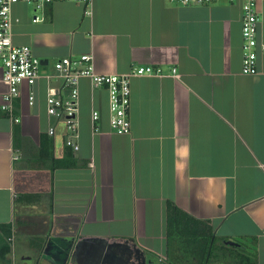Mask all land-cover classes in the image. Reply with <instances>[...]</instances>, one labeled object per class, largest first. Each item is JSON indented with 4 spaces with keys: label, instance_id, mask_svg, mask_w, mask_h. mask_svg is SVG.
Wrapping results in <instances>:
<instances>
[{
    "label": "crops",
    "instance_id": "0c3cea01",
    "mask_svg": "<svg viewBox=\"0 0 264 264\" xmlns=\"http://www.w3.org/2000/svg\"><path fill=\"white\" fill-rule=\"evenodd\" d=\"M243 1L12 7L14 44L31 46L43 65L36 84L22 86L15 100L20 121L13 122L1 109L8 86L0 58V223L11 222L14 233L0 264H120L127 259L119 250L127 247L177 254L167 244L169 201L210 220L218 237L255 238L264 264V54L256 75L242 73ZM258 10L264 43V0ZM85 53L99 73L151 65L163 75L131 78L132 127L123 135L111 130L107 90L80 79V149L73 152L64 122L48 115L47 98L68 94L55 62ZM93 110L101 115L96 123ZM16 127L29 141L17 149ZM42 139L54 140L58 158L72 151L77 166L35 163ZM21 194L38 200L23 202ZM106 251L112 261L105 263L98 254Z\"/></svg>",
    "mask_w": 264,
    "mask_h": 264
},
{
    "label": "built area",
    "instance_id": "2783aa9c",
    "mask_svg": "<svg viewBox=\"0 0 264 264\" xmlns=\"http://www.w3.org/2000/svg\"><path fill=\"white\" fill-rule=\"evenodd\" d=\"M93 0H0V58L3 64V81L8 86L1 109L13 122H19L15 113V100L20 97L24 84L34 86L40 77L43 65L28 45H16L12 38L13 18L12 7L20 2L35 3L38 6L58 2H74L89 6ZM181 5L211 4L218 0H171ZM237 1V0H230ZM242 38L243 57L242 73L256 75L259 71V55L264 54V43L259 42V10L258 0H244L242 5ZM37 20V18H36ZM55 72L63 80V86L68 90L66 97L50 94L47 98L48 115L57 122H64L68 137L67 147L73 152L80 149L79 145V81L88 78L95 88L107 90L109 94L110 127L116 134L131 132L130 108L132 104L131 78L136 75L162 76L161 69L151 65L139 66L128 73H99L94 68L92 54H81L78 57L66 56L54 64ZM176 70H173V74ZM50 77L49 75L47 76ZM34 99V94L30 100ZM100 112L93 110V123L100 120ZM49 134H56V126L49 128ZM18 157H16L17 159Z\"/></svg>",
    "mask_w": 264,
    "mask_h": 264
},
{
    "label": "trees",
    "instance_id": "16d2710c",
    "mask_svg": "<svg viewBox=\"0 0 264 264\" xmlns=\"http://www.w3.org/2000/svg\"><path fill=\"white\" fill-rule=\"evenodd\" d=\"M14 147H21L24 141L19 128H14ZM68 148V147H67ZM54 140H41L38 153L32 158L35 163H41L51 169L73 168L77 160L72 151H65L60 158L55 156ZM34 163V162H33ZM19 200L27 203L37 202L38 195L21 194ZM51 207V204H50ZM12 223H0V261H7L6 255L13 248ZM167 244L169 248L177 249V253L190 257L194 264H258L257 240L243 238L235 240L218 237L210 220L198 219L169 201L167 204ZM249 241L246 243L245 241ZM232 243H228V242ZM232 248V249H231Z\"/></svg>",
    "mask_w": 264,
    "mask_h": 264
},
{
    "label": "flooded vegetation",
    "instance_id": "af4514ba",
    "mask_svg": "<svg viewBox=\"0 0 264 264\" xmlns=\"http://www.w3.org/2000/svg\"><path fill=\"white\" fill-rule=\"evenodd\" d=\"M113 251L115 254L117 253L115 250ZM119 252L127 259L125 263L121 262L120 264H194L190 257L188 258L180 253L175 254L174 252H168L166 256H157L139 248L130 249L129 247L125 248V250H119ZM65 256L66 253L62 255V259H64ZM102 256H104L105 260L108 257L112 261L111 253L108 251L102 252Z\"/></svg>",
    "mask_w": 264,
    "mask_h": 264
},
{
    "label": "rangeland",
    "instance_id": "374dc122",
    "mask_svg": "<svg viewBox=\"0 0 264 264\" xmlns=\"http://www.w3.org/2000/svg\"><path fill=\"white\" fill-rule=\"evenodd\" d=\"M0 217H3L4 216V214H5V212H6V206H5V203H2L1 205H0ZM103 241H107V240H103ZM232 249V248H231ZM21 254H24V253H22V252H20ZM98 255H100V257L102 256V252L100 253V254H98ZM104 260H105V258H104ZM15 264H17L16 263V261L14 262ZM12 264H13V262H12ZM213 264H223V263H220V262H215V263H213Z\"/></svg>",
    "mask_w": 264,
    "mask_h": 264
},
{
    "label": "water",
    "instance_id": "95a60500",
    "mask_svg": "<svg viewBox=\"0 0 264 264\" xmlns=\"http://www.w3.org/2000/svg\"><path fill=\"white\" fill-rule=\"evenodd\" d=\"M56 142L58 145H61L62 144V138H57ZM228 243H232V242L229 241Z\"/></svg>",
    "mask_w": 264,
    "mask_h": 264
}]
</instances>
